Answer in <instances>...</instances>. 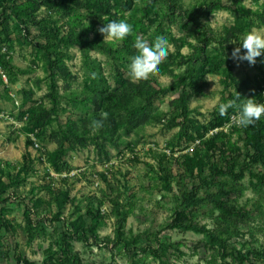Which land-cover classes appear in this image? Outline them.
<instances>
[{
    "label": "trees",
    "instance_id": "trees-1",
    "mask_svg": "<svg viewBox=\"0 0 264 264\" xmlns=\"http://www.w3.org/2000/svg\"><path fill=\"white\" fill-rule=\"evenodd\" d=\"M227 1L196 0L186 4V0H0V69L8 82L13 81L16 69L8 58L12 24L14 32L19 36L24 34L21 44L42 54L47 75L45 79H37L35 85L39 87L45 81L49 101L47 105L36 103L35 91L25 88L23 111L18 120L26 118L29 130L39 142L55 144L54 152L48 153V162L58 175L72 172L70 153L93 147L98 161L109 163L113 159L112 150H133L146 127L161 125L168 132L178 128L167 143L170 154L151 151L157 165L145 163L155 172L161 191L173 193L174 180L179 188L178 194H174V214L165 229L202 235L209 249L217 251L221 264H264V243L256 232L260 228L248 227L253 223V214L238 204L243 191L234 189L249 174L251 189L264 201V117L253 126L242 128L236 124L228 132L222 130L210 135L224 128L232 116H237L239 108L229 109L224 116L217 108L207 121H201L199 118L204 115L191 108L193 97L204 96L210 75L220 76L224 87L221 103L234 100L242 105L245 99L264 103V71L253 80L239 79L230 56L239 47L232 38L242 42L243 36L257 23L264 25V0H252L255 10L244 5L246 0H231V4ZM40 9H45V16L37 13ZM222 11H229L234 20L224 24L220 31L214 30L208 20ZM118 19H126L133 25V35L119 43L104 42L98 29ZM175 27L184 34L177 37L173 33ZM34 29L38 31L37 36L33 35ZM136 36L150 43L164 36L174 46L160 65V76L171 78V85L162 86L157 77L135 83L127 78L130 58L137 54ZM214 45L211 51L209 48ZM184 48L189 53L184 54ZM74 49L81 54V82L79 74L73 73L68 65L75 55L70 53ZM93 52L107 58V65L111 67L109 77L102 61L92 56ZM257 61L264 63V55ZM0 84H5L2 73ZM169 96L173 98L168 101L167 111H160L158 103ZM102 112L108 113V118L103 120L102 128L93 131L90 124L101 120ZM62 117L66 119L64 123ZM42 121L46 123L42 125ZM131 137L136 139L129 141ZM184 141L192 144L194 150L175 157ZM35 145L31 138L27 139V148ZM39 152L42 158L45 153ZM135 160L139 162L138 158ZM35 162L24 155L20 170L3 165L0 160V228L15 232L8 217L12 213L11 201H23L27 243L52 240L44 264H86L74 244L100 245L99 234L106 227L107 218L115 219V237L113 240L106 237L103 242L108 247L112 244L115 249L122 248L131 264H141L142 256H150L159 264H172L166 258L174 245L163 243L160 232L153 239L146 234L125 238L133 205L123 204L121 198L130 203L135 196L127 179L121 190L107 174L100 175L111 192H118L110 201V213L104 215V199L85 196L83 205L82 200L72 196L69 185L54 187L50 192L46 183L31 186L26 192L29 179L36 176ZM172 163L181 167L177 177L172 172ZM115 181L118 182L117 178ZM206 205L217 214L213 229L197 222ZM256 206L260 210L258 203ZM33 216L39 219L34 220ZM53 226L58 229L50 233L48 228ZM13 253L16 264H39L23 255L16 256L14 250ZM209 264H215V260Z\"/></svg>",
    "mask_w": 264,
    "mask_h": 264
},
{
    "label": "rangeland",
    "instance_id": "rangeland-1",
    "mask_svg": "<svg viewBox=\"0 0 264 264\" xmlns=\"http://www.w3.org/2000/svg\"><path fill=\"white\" fill-rule=\"evenodd\" d=\"M196 0H186V4L195 3ZM231 4V0L227 1ZM244 5L247 8L256 9L252 0H246ZM40 16H45V9H40L37 12ZM234 18L229 11L218 12L210 17L209 24L214 30H221L224 24L232 23ZM13 25L11 24L12 42L9 53V59L11 58L12 64L16 70V76L13 81L8 82V77L0 69V73L3 75L5 84H0V160L3 165L10 166L11 168L20 169L23 163L24 155H28L31 160L35 162L36 176L29 179V185L26 192L31 186H41L44 184L49 185V191L51 192L54 187H64L69 185L72 188V196L82 200V204L85 205V196H93L99 199L105 200V205L102 208L103 214L107 215L111 211V199L116 198L118 192H111L109 187L101 180V174H107L110 181L118 183L117 187L121 190L124 189L123 181L127 179L135 194L131 202H127L123 197L121 198L123 204L129 206L133 205V213L129 217L127 227L125 229V238L128 239L131 236L136 235H150L152 239L156 233L160 232L159 237L163 243L168 245H174V248L170 250V255L166 258L172 264H209L213 259L215 264H221L220 257L217 251L210 250L205 238L202 235L195 234L193 232L182 231H169L166 230V226L170 223L171 217L174 214L175 208V196L178 194L179 188L173 183V193H166L160 190V183L157 181L155 172L145 164L149 163L156 166L157 162L151 157V151L159 153L166 152L170 154L167 148V143L173 139L178 132V128L172 131H166L161 125H153L146 127L144 136L140 139L139 144L133 149L122 148L120 151L112 150L113 159L109 163H100L97 155L90 147L86 150L70 153L69 160L72 164V172L69 174L64 173L62 175L55 174L48 162V153H53L56 146L53 143H41L38 139H35V135L29 130L26 118L23 121L18 120V116L21 113L22 108V96L25 88H31L35 91L36 95L34 101L36 103L48 104L49 101L46 98L48 94V86L45 81L36 87L35 82L37 79H45L46 71L43 65L42 54L33 51L30 46L21 44L23 41L22 36H19L16 31H13ZM255 29L264 31V25L257 23ZM173 33L179 37L184 33L178 29L173 28ZM33 35L37 36L38 31L33 30ZM24 37V36H23ZM34 37H31L33 39ZM39 41V40H38ZM235 46H240L242 42H236L237 39L232 38ZM215 45L210 47L211 51L215 49ZM173 49V48H172ZM184 54L189 53L188 48L182 50ZM8 54V50L5 51ZM70 53H74L72 60L68 61V65L73 73H77L80 76V82L83 79L81 71V54L79 50H71ZM92 56L102 61L106 75L109 77L111 73V67L107 65V58L99 55L95 52ZM231 56V55H230ZM234 72L239 79H251L261 76L262 70L264 71V63L256 61L255 65H249L247 61L237 62L234 61ZM128 78V75H127ZM159 83L162 86L171 85L173 80L168 77H157ZM63 83L60 82V93L63 94ZM76 87V86H74ZM214 88V89H213ZM224 87L221 84L220 76H209V82L205 89L204 96L193 97L191 101V108L197 109L204 116L200 117L201 121H207L211 113H213L222 100V91ZM173 97H167L163 102L158 103V109L160 111H167L168 101ZM65 118L62 117V123L65 122ZM46 121H42L44 125ZM31 138L36 145L34 147L27 148L26 141ZM136 137H131L129 141L135 140ZM179 150L175 152V157L192 153L194 146L187 144L185 141L179 146ZM40 150H43L45 155L41 158ZM135 158L139 161L136 163ZM41 160V161H40ZM43 161V162H42ZM10 168V169H11ZM172 172L177 177L181 173V167L172 163ZM49 176H48V175ZM209 171L206 170L204 176H208ZM117 178L118 182L115 181ZM199 182V181H198ZM197 182V183H198ZM189 185L192 187L193 183L189 180ZM231 187H234L231 184ZM235 190H242L243 195L239 198L238 204L244 205L247 210L253 214V223L248 227L251 230H256L257 237L264 243V201L259 199L250 186L249 174H247L245 180ZM37 194V191H36ZM40 195V194H39ZM44 195V193H42ZM23 201L13 199L11 201L12 213L8 216L12 221V225L15 228V232H6L0 228V264H16L14 261L15 255H23L33 262L44 264L47 260V253L52 240L51 239H38L33 244L27 243V236L24 233L23 227L25 226V206ZM260 206V210L257 208ZM25 204V203H24ZM26 204L30 205L28 201ZM84 208V212H85ZM68 213V212H67ZM217 214L211 211V206L206 205L203 207L197 218V222L201 225H206L209 228H215L213 218ZM34 220L39 217L33 216ZM106 227L100 231L99 244L89 247H84L83 243L75 242V249L80 252L84 262L86 264H131L130 259L122 252V248L115 249L112 244L108 245L103 242L106 237L111 240L115 237L116 222L114 218H107ZM49 232L53 233L56 228L49 227ZM247 227H245V230ZM57 237V234H54ZM102 243V244H101ZM108 247V248H107ZM178 249V250H176ZM11 254L10 257L8 255ZM141 264H159L158 261L150 256H142Z\"/></svg>",
    "mask_w": 264,
    "mask_h": 264
},
{
    "label": "clouds",
    "instance_id": "clouds-1",
    "mask_svg": "<svg viewBox=\"0 0 264 264\" xmlns=\"http://www.w3.org/2000/svg\"><path fill=\"white\" fill-rule=\"evenodd\" d=\"M98 32L104 37V42L119 43L133 35V25L126 19L110 20L103 27H100ZM173 47L164 36L156 37L151 43L140 36H136L134 48L137 54L130 58L128 65L129 79L135 83L159 77L161 75L160 65L167 60ZM242 49L244 54H241ZM262 55H264V31L253 28L243 36L240 46L233 49L231 58L237 62L247 61L249 65H255L257 58ZM92 75L94 78L95 74ZM236 99H240L238 93ZM234 108H239L235 122L237 126L242 128L253 126L264 117V103H256L254 99H245L242 105H237L234 100L218 105L221 116L226 115L229 109ZM101 117V120L91 122L90 128L93 131H98L103 127V120L108 118V113L102 112Z\"/></svg>",
    "mask_w": 264,
    "mask_h": 264
},
{
    "label": "built area",
    "instance_id": "built-area-1",
    "mask_svg": "<svg viewBox=\"0 0 264 264\" xmlns=\"http://www.w3.org/2000/svg\"><path fill=\"white\" fill-rule=\"evenodd\" d=\"M236 117L237 116H232L231 117V120L229 121V123H227L226 125H225V127L224 128H222V129H219V130H215V131H212L211 133H210V135H213V134H215V133H217V132H219V131H225V132H228V130H230V128L232 127V126H234V125H236Z\"/></svg>",
    "mask_w": 264,
    "mask_h": 264
}]
</instances>
